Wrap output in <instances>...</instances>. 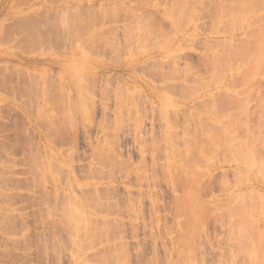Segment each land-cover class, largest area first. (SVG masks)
Returning a JSON list of instances; mask_svg holds the SVG:
<instances>
[{
    "label": "rangeland",
    "instance_id": "rangeland-1",
    "mask_svg": "<svg viewBox=\"0 0 264 264\" xmlns=\"http://www.w3.org/2000/svg\"><path fill=\"white\" fill-rule=\"evenodd\" d=\"M246 1L0 0V264H264Z\"/></svg>",
    "mask_w": 264,
    "mask_h": 264
},
{
    "label": "bare ground",
    "instance_id": "bare-ground-1",
    "mask_svg": "<svg viewBox=\"0 0 264 264\" xmlns=\"http://www.w3.org/2000/svg\"><path fill=\"white\" fill-rule=\"evenodd\" d=\"M235 1H236V0H235ZM248 1H249V0H248ZM255 1H256V0H254V2L252 1V2L254 3V5H256L255 3H256L257 1H261V0H257L256 2H255ZM232 2H233V1H232ZM238 2H239V0H238ZM252 2H250V3L248 2V4H250V6H251V5L253 6V3H252ZM262 2H264V0H262ZM242 3H243V2H242ZM244 3H247V1L245 0ZM251 3H252V4H251ZM221 4H222V3H221ZM258 4H260V2H258L257 5H258ZM223 5H224V4H223ZM225 5H226V4H225ZM242 5H243V4H242ZM245 5H247V4H245ZM245 5H244V6H245ZM257 5H256V6H257ZM260 5H261V4H260ZM260 5H259V6H260ZM263 5H264V3H262L261 7H262ZM252 6H251V7H252ZM256 6H253V7L256 8ZM246 7H247V6H246ZM253 7H252V9H254ZM244 8H245V7H244ZM257 8H259V7H257ZM248 9H250V8H247V10H248ZM244 10H245V9H244ZM249 11H250V10H249ZM251 11H253V10H251ZM262 11H263V7H262ZM236 18H237V20L239 21V18H238V17H236ZM256 18H257V17H256ZM260 18H261V17H260ZM261 19H262V18H261ZM256 21H257V20H256ZM258 21H259V23L261 22V21L259 20V18H258ZM262 29L264 30V27H262ZM262 29H261V30H262ZM259 30H260V29H259ZM259 30H257V31L260 32V33H262V34L264 35V32H262L263 30H262V31H261V30L259 31ZM257 31H256V32H257ZM67 33H69V32H67ZM260 33H258V34H260ZM254 34H255V33H254ZM254 34L252 33V36H253ZM69 35H70V34H69ZM69 35H68V37H69ZM245 35H247V34H245ZM249 35H250V34H249ZM255 35L257 36V34H255ZM65 36H66V35H65ZM70 36H71V35H70ZM256 36H255V37H256ZM259 36H260V35H259ZM257 37H258V36H257ZM63 38H65V37H63ZM247 38H248V37H247ZM261 38H262V37H261ZM261 38H260V39H261ZM242 39H243V38H242ZM242 39H241V40H242ZM251 39H252V37H251ZM235 40H236V39H235ZM235 40H234V41H235ZM238 40H239V39H238ZM262 40H264V36H263V39H261V42H262ZM221 41H222V43L225 42V41H223V40H221ZM231 41H233V40H231ZM244 41H245V40H244ZM252 41H253V40H252ZM255 41H256V40H255ZM255 41H254V42H255ZM254 42H252V43H254ZM261 42H260V43H261ZM218 43H219V41H218ZM252 43H251V45H253ZM223 44H225V43H223ZM223 44H222V46H223ZM230 44H231V43H230ZM243 44H244V43H243ZM243 44L240 45L241 47L239 46V47L242 48V49L244 48V47H242V46H244V45L246 44V42H245L244 45H243ZM247 44H249V48L252 47V46H250V43L247 42ZM220 45H221V44H220ZM225 45H226V44H225ZM254 45H255V43H254ZM260 45L263 47L264 43H263V45H262V44H260ZM227 46H229V43H228ZM230 47H232V46L230 45ZM235 47H238V46H235ZM246 47H247V46H246ZM254 47H255V46H254ZM258 47H259V46H258ZM224 48H226V47H224ZM249 48L247 47L246 50H247V49L249 50ZM256 48H257V47H256ZM259 48H260V47H259ZM259 48H257V49H253V47H252L251 49L254 50V51H255V50L258 51ZM230 49H231V48H230ZM237 49H238V48H237ZM242 49H241V50H242ZM244 49H245V48H244ZM260 49H261V48H260ZM260 49H259V50H260ZM262 49H263V48H262ZM208 50H209V49H208ZM228 50H229V48H228ZM248 50H247V51H248ZM209 51H210V50H209ZM236 51H237V50H236ZM242 51H243V50H242ZM254 51H253V53L251 52V53H252V56H253V54H254V55L257 54V53H254ZM260 51H261V50H260ZM228 52H230V55H231V53L234 52V51H231V50H230V51H228ZM258 52H259V51H258ZM263 52H264V50H263ZM263 52H262V53L260 52L261 55L263 54ZM243 53H244V51H243ZM247 53H248V52H247ZM249 53H250V52H249ZM235 54H236V52H235ZM241 54H242V53H241ZM249 55H250V54H249ZM257 55H258V54H257ZM229 57H230V56H229ZM231 57H232V56H231ZM231 57H230V58H231ZM234 57H235V56H234ZM243 57H244V55H243ZM243 57H242V58H243ZM245 57H246V56H245ZM245 57H244L243 59H245ZM258 57H259V55H258ZM260 57H261V56H260ZM235 58H236V57H235ZM249 58H250V59H247V61H248V60H251V59H254V58L251 57V56H250ZM263 58H264V57H263ZM263 58H262V59H263ZM257 59H259V58H255V61H257ZM255 61H254V62H255ZM261 61L263 62V65H264V61H263V60H260V61H258V62L262 65V62H261ZM251 62L253 63V60H251ZM208 63H209V61H208ZM209 64H210V63H209ZM253 64H254V63H253ZM255 64H258V63L256 62ZM255 64H254V65H255ZM260 64H259V67L257 66V68H256V66H255L254 68L258 70V68H260ZM251 65H252V64H251ZM263 65H262V67H264ZM250 67H251V66H250ZM248 68H249V67H248ZM250 69H251V68H250ZM263 69H264V68H263ZM173 70H174V69H173ZM175 70H177V69H175ZM175 70H174V71H175ZM253 70H254V69H253ZM257 70H256V71H257ZM251 71H252V69H251ZM251 71H249V72L251 73ZM256 71L254 70V74L256 73ZM259 71H260V70H258V72H259ZM261 71H262V70H261ZM169 72H170V71H169ZM169 72H168L169 76L175 75L174 73L170 75ZM177 72H178V70H177ZM252 72H253V71H252ZM259 73H260V72H259ZM261 73H262V72H261ZM261 73H260V74H261ZM162 74H163V73H162ZM260 74H259V75H260ZM164 75H165V74H164ZM166 75H167V74H166ZM255 75H256V74H255ZM257 75H258V74H257ZM257 75H256V76H257ZM175 76H176V75H175ZM166 77H168V76H166ZM166 77H165V78H166ZM249 77H250V76H249ZM163 78H164V77H163ZM165 78H164V79H165ZM168 78H169V77H168ZM176 78H177V77H176ZM171 79H172V78H171ZM177 79H178V78H177ZM252 79H253V78H252ZM193 80H194V79H193ZM198 81H200V80H198ZM186 90H187V89H186ZM188 90H190V89H188ZM189 94H191V93H189ZM230 99H231V98H230ZM232 99H233V98H232ZM232 99H231V101H233ZM226 100H227V99H226ZM234 100H235V99H234ZM245 100L247 101V99H245ZM228 102H229V101L227 100V103H228ZM169 103H170V102H169ZM208 103H209V102H208ZM233 103H234V102H233ZM235 103H236V102H235ZM235 103H234V104H235ZM229 104H230V103H229ZM236 104H238V103H236ZM263 105H264V104H263ZM235 106H236V105H235ZM244 106H245V105H243V107H244ZM206 107H207V106H206ZM245 107H246V106H245ZM207 108H208V107H207ZM241 109H242V107H241ZM245 109H246V108H244V109L241 110L242 113L245 112V111H244ZM246 111H247V109H246ZM245 113H246V112H245ZM245 113H244V114H245ZM207 119H208V118H207ZM201 121H203V120H201ZM262 121H263V120H262ZM206 122H207V121H206ZM201 123H202V122H201ZM208 123L210 124V122H208ZM262 123H264V121L261 122V124H262ZM202 124H203V123H202ZM214 124H215V123H214ZM212 125H213V124H212ZM230 125H231V123H230ZM232 125H233V124H232ZM236 125H237L238 127H237ZM262 125L264 126V124H262ZM213 126H214V125H213ZM213 126H212V127H213ZM222 126H223V125H220V127L218 126V127L220 128V131H221L222 128H224V126H223V127H222ZM228 126H229V125H228ZM228 126H225V127H226V130L231 128V131H232V129H234V128H233L234 125H233V127H232V126H229V127H228ZM235 126H236L240 131L243 130L242 127L239 128V127H240V124H239V125H238V124H235ZM241 126H243V125L241 124ZM245 126H246V125H245ZM245 126H244V127H245ZM248 126H249V125H248ZM258 126H259V125H258ZM263 126H262V128H263ZM204 127H205V126H204ZM250 127H251V126H250ZM214 128H215V126H214ZM254 128H256V127L254 126ZM254 128H253V129H254ZM257 128H258V127H257ZM195 129H196V128H195ZM224 129H225V128H224ZM224 129H223V130H224ZM248 129H250V128H248ZM251 129H252V128H251ZM253 129H252V130H253ZM207 130H208V129H207ZM226 130H224V132H225L226 135H225L224 132H222V131H221V133H220L218 129H217L218 132H217L216 130L213 131V132H216L217 134L220 133V135H217V136H216L215 133H213V132L211 131V133L215 134V135H212V138L214 139V137L217 138L218 136H221V135H222V138L225 137V140H227V138H228L229 135H230V137H232L233 135L230 133V130L227 131V132H226ZM234 130H236V129H234ZM234 130H233V131H234ZM244 130H246V128H244ZM244 130H243V131H244ZM252 130H251V131H252ZM254 130H257V129H254ZM197 131H198V130H197ZM246 131L249 132L248 130H246ZM246 131H244V132H245V135H246ZM251 131H250L249 135L251 134ZM262 131H263V129H262ZM193 132H194V131H193ZM195 132H196V130H195ZM228 132H229L230 134H228ZM236 132H238V131L236 130ZM253 132H254V131H253ZM263 132H264V131H263ZM196 133H197V132H196ZM199 133H200V131H199ZM233 133H234V134H237V133H235V131H234ZM238 133H239V132H238ZM254 133H255V132H254ZM243 134H244V133H243ZM243 134H242V135L239 134V135H241V136L243 137V136H244ZM252 134H253V133H252ZM197 135H198V134H197ZM231 135H232V136H231ZM239 135H238V136H239ZM213 136H214V137H213ZM238 136H237V138L241 137V136H239V137H238ZM242 137H241V138H242ZM245 137H246V136H245ZM245 137H244V138H245ZM199 138L201 139L202 137L199 136ZM212 138H211V139H212ZM216 138H215V139H216ZM219 138H221V137H219ZM232 138H233V137H232ZM237 138H236V139H237ZM241 138H239V139L241 140ZM244 138H243V139H244ZM196 139H197V137H196ZM200 139H199V140H200ZM228 139H230V138H228ZM222 140H223V139H221V143H223V142L225 141V140H223V141H222ZM234 140H235V139H233V140H231V141H234ZM240 140H238V141H240ZM214 141H218V139H217V140H214ZM219 141H220V139H219ZM219 141H218V142H219ZM238 141H237V142H238ZM242 141L245 142V140H241V141H240L241 143L238 142V143H240V144H239L240 147H238V153L241 152V153H240L241 157H242V155H243L244 157L249 156L251 152L247 154V152H249V151H246V150H248V149H246V147H243L244 144L242 145ZM200 142H201V140H200ZM207 142H209V141H207ZM204 143H206V142H204ZM216 143H217V142H216ZM219 143H220V142H219ZM234 143H235V142H234ZM238 143H236V146H235V147L238 146V145H237ZM252 143H256V144H257V141L255 140V142L253 141ZM224 144H225V143H224ZM105 145H106V144H105ZM201 145L203 146V144H201ZM205 145H208V144H204V146H205ZM209 145H210V144H209ZM231 145H232V144H231ZM241 145H242V146H241ZM247 145H248V144H247ZM249 145H250V144H249ZM253 145H254V144H253ZM202 146H201V147H202ZM245 146H246V143H245ZM263 146H264V145H263ZM107 147H108V146H107ZM206 147H207V146H206ZM206 147H205V148H206ZM209 147H210V146H209ZM252 147H253V146H252ZM202 148H204V147H202ZM202 148H201V149H202ZM241 148H242V149H241ZM209 149H210V148H206L207 151H208ZM234 149H235V148H234ZM236 149H237V148H236ZM239 149H241L242 151H239ZM254 149H255V148H253V151H254ZM95 150H96V149H95ZM97 150H98V149H97ZM199 151H201V150H199ZM243 151L246 152V153H244ZM204 152H205V150H204ZM204 152H202V153H204ZM209 152H210V151H209ZM234 152H235V151H234ZM236 152H237V151H236ZM256 152H257V151L255 150V154H256ZM253 153H254V152H253ZM97 154L102 155V152H99V153H97ZM200 154H201V152H200ZM245 154H247V155L245 156ZM258 154H259V153H258ZM252 155H253V154H252ZM95 156H96V155H95ZM235 156H236V155H235ZM238 156H239V154H238ZM256 156H258V155L256 154ZM259 156H260V155H259ZM186 157H187V156H186ZM200 157H201V156H200ZM190 158H191V157H190ZM196 158L198 159V157H196ZM201 158H202V157H201ZM201 158H200V159H201ZM186 159H187V158H186ZM188 159H189V158H188ZM243 159H244V158H242V160H243ZM253 159H254V158H253ZM246 160H247V158H246ZM246 160H245V161H246ZM248 160H249V157H248ZM251 160H252V159H251ZM254 160H255V159H254ZM258 160H259V158L257 159V162H258ZM260 160H261V159H260ZM187 161H188V160H187ZM190 161H191V160H190ZM196 161H199V160H196ZM261 161H262V160H261ZM188 162H189V161H188ZM247 162H248V161H246V163H247ZM249 162H250V161H249ZM259 163H260V162H259ZM261 163H263V161H262ZM188 165H189V164H188ZM191 165H192V164H190V167H191ZM253 165H256V164L254 163ZM176 166H177V164H176ZM250 166H251V164H250ZM262 166H263V165H262ZM262 166L260 165V167H262ZM178 167H179V166H178ZM188 167H189V166H188ZM188 167H187V168H188ZM263 167H264V166H263ZM187 168H186V171L189 170V169H187ZM193 168H194V167H193ZM180 169H181V168H180ZM178 170H179V169H178ZM194 170H195V169H194ZM182 171H183V170H182ZM184 171H185V170H184ZM190 171H191V170H190ZM194 172H195V171H194ZM194 172H193V170H192V173H194ZM196 173H197V172H196ZM199 173H200V172H199ZM199 173H197L196 176H198ZM187 175H188V174H187ZM191 176H192V175H191ZM193 176L195 177V174H194ZM192 178H193V177H192ZM186 179H187V178H186ZM183 181H184V180H183ZM209 181H210V180H209ZM180 182H181V181H180ZM192 182H193V181H192ZM183 183H184V182H182L181 185H182ZM185 183H186V182H185ZM185 183H184V184H185ZM209 183H210V182H209ZM207 185H209V184H207ZM187 186H188V185H187ZM187 186H185V187H187ZM206 187H207V186H206ZM182 189H183V188H182ZM205 189H207V188H205ZM185 191H186V188H185ZM189 191H190V190H189ZM244 191H245V190H244ZM246 192H247V190H246ZM246 192H245V195H246L247 193L249 194V192H247V193H246ZM253 192L255 193V191H253ZM257 193H258V194H257ZM252 194H253V193H252ZM253 195H255V194H253ZM256 195H260L258 191L256 192ZM185 196L187 197V194H186ZM262 196H263V195L261 194L260 197H262ZM236 197H237V196H236ZM179 199H181V198H179ZM69 209H70V208H69ZM69 209H68V210H69ZM68 210H67V211H68ZM70 211H71V212H70ZM70 211H69L68 213H70V215H71L72 210H70ZM73 212H74V210H73ZM73 214H74V215H73ZM81 215H82V214H81ZM81 215H79V216L82 217ZM75 216H76L75 213H72V215H71V220H72V218H73L74 221H76V220H75V219H76ZM76 217H77V216H76ZM77 218H78V217H77ZM80 219H81V218H80ZM68 220H69V219H68ZM77 220H78V219H77ZM72 222H73V220H72ZM81 222H82V220H81ZM70 223H71V221H70ZM71 224H72V223H71ZM75 227H76V226H75ZM75 227H74V228H75ZM76 230H77V229H76Z\"/></svg>",
    "mask_w": 264,
    "mask_h": 264
}]
</instances>
